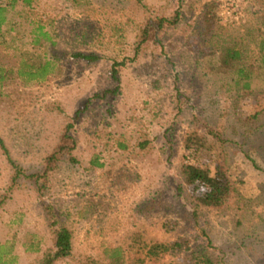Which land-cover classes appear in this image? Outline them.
Instances as JSON below:
<instances>
[{
	"label": "rangeland",
	"instance_id": "374dc122",
	"mask_svg": "<svg viewBox=\"0 0 264 264\" xmlns=\"http://www.w3.org/2000/svg\"><path fill=\"white\" fill-rule=\"evenodd\" d=\"M0 6V69L7 72L0 134L13 158L35 173L71 122L76 140L75 160L61 158L44 179L43 195L19 178L0 207V243L15 241V264H37L53 246L47 204L74 231V256L57 264L100 259L107 247L128 246L139 234L146 244H180L148 264H264V86L231 88L219 55L200 45L203 15L215 13L216 41L245 37L249 53H257L264 0H0ZM177 15L141 43L149 19ZM40 28L49 36L39 38ZM123 61L118 93L93 98L115 86L112 66ZM21 66L47 70L34 79ZM186 164L213 171L221 165L238 193L224 207L199 204L195 196L206 188L185 183ZM13 175L0 148V195Z\"/></svg>",
	"mask_w": 264,
	"mask_h": 264
},
{
	"label": "trees",
	"instance_id": "16d2710c",
	"mask_svg": "<svg viewBox=\"0 0 264 264\" xmlns=\"http://www.w3.org/2000/svg\"><path fill=\"white\" fill-rule=\"evenodd\" d=\"M25 4L30 5L33 0H22ZM207 6L204 7V10ZM4 8L0 6V32L1 26L5 21L3 14ZM210 11V10H205ZM211 12V11H210ZM176 18L170 20L163 17L157 20L149 19L145 24L143 30L142 42H145L153 31L164 29L166 21L176 22ZM215 13L211 17L207 14L203 15L202 36L201 44H203V52L219 55V68L226 71L230 78L231 88L242 89L246 92H252L264 86V38H257V45L259 51L257 53H249L247 44L244 42L245 37L238 39L233 37L227 44L216 41L219 34V24ZM49 36L43 28L39 29V35ZM195 43L200 40V34L192 36ZM140 46V45H139ZM201 47V48H202ZM76 56L87 59L89 61L97 60L98 56L92 54L78 53ZM123 62H114L112 66V78L114 85L108 87L102 92L95 93L93 98L105 99L109 95L118 93L120 89V68ZM46 67L32 71L31 69L25 70L23 66L20 67L21 74H28L31 78H43L46 74ZM6 70L0 69V83H3L6 78ZM90 101L82 109H78L72 117L75 121L79 118L88 106ZM74 123H69L61 140L55 149L45 159L44 168L35 173H28V171L13 158L6 140L0 134V148L6 155L8 162L14 170V175L11 180V185L7 188L4 195H0V207L5 204L9 198L10 192L17 184L19 178H25L35 185L40 195H43L48 175L56 168L57 164L62 157L69 155L71 160H75L72 152L76 146V140L72 134ZM219 139V138H218ZM97 165H103L99 160L93 161ZM184 181L188 185L196 183L202 184L206 189L203 193L196 195L199 204L208 207H224L230 199L238 193L235 188V183L230 176L229 172L221 165L217 164L215 170L207 166L199 164H186L183 169ZM45 213L47 214L48 223L51 230L53 239V246L48 249L37 264H57L58 262L70 259L74 256V231L65 220L62 219L57 212L54 204L45 205ZM133 241L128 246L125 245H111L105 249L104 256L100 259L89 258L86 264H148L150 259H154L165 255L167 252L176 249L180 246L179 242L167 244L162 241H153L151 244H146L143 235L139 234L137 237L132 238ZM149 242V241H148ZM34 251H40V247L28 248ZM15 241H6L0 243V264H15Z\"/></svg>",
	"mask_w": 264,
	"mask_h": 264
}]
</instances>
